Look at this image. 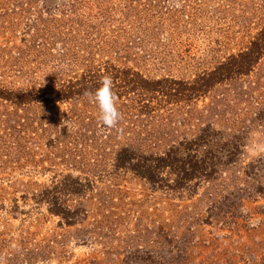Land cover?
<instances>
[{"label": "rangeland", "instance_id": "374dc122", "mask_svg": "<svg viewBox=\"0 0 264 264\" xmlns=\"http://www.w3.org/2000/svg\"><path fill=\"white\" fill-rule=\"evenodd\" d=\"M0 264H264V0H0Z\"/></svg>", "mask_w": 264, "mask_h": 264}, {"label": "trees", "instance_id": "16d2710c", "mask_svg": "<svg viewBox=\"0 0 264 264\" xmlns=\"http://www.w3.org/2000/svg\"><path fill=\"white\" fill-rule=\"evenodd\" d=\"M143 82H146V79H140V78H135V79H131V81L129 80L128 82H124V84H115L114 86V92L116 93V96H127V95H132V97H130V99H132L131 101H137L139 103V105H141V107H143L146 103L141 102L144 99H146L147 95V87L148 84H144ZM99 79L95 81V86L96 88L99 86ZM95 88V89H96ZM134 157H137V162H135L134 164H132V166H130V168L135 171L137 174H140L141 176L144 177H151L152 176V171L151 169H144L142 170L141 168H139V162L138 161H142L146 159V156H135L134 151H129L127 152V149L124 148L121 151L118 152L117 156L115 157L116 163L115 166L120 167V166H124L126 163L131 164L132 163V159H134ZM157 159V157H155ZM191 159L192 158H188V159H182L180 155H178L177 150L174 149H170L167 153H165L162 156H158V160L157 164H159L160 167L162 166H167L170 171L172 173H176L178 176L177 180L174 181L177 184L181 183L182 180L184 179H190L192 176L190 175V173L186 172V164L189 163L191 164ZM197 163V162H196ZM193 168L192 169H200L199 166L192 164ZM174 171V172H173ZM65 186L67 184H64ZM62 186V185H61ZM55 187V186H54ZM74 184L73 183H68V186L66 187L67 189L71 188L70 191H75L73 190L74 188ZM57 186L54 189L56 193L57 192ZM63 188V187H62ZM61 187H59V189H62ZM52 191V189H50ZM40 195L42 196V199H47L48 196V210L50 212H52L53 214L56 215H61L63 218H68L70 217V215L72 214V212H74L73 210H70L69 208L62 206L58 203H56V200L58 199L55 194H53L52 192L50 194H48L47 196H45L46 194H44L43 191H41ZM56 203V204H55Z\"/></svg>", "mask_w": 264, "mask_h": 264}, {"label": "clouds", "instance_id": "9594fccd", "mask_svg": "<svg viewBox=\"0 0 264 264\" xmlns=\"http://www.w3.org/2000/svg\"><path fill=\"white\" fill-rule=\"evenodd\" d=\"M113 89L114 82L112 77L110 75H103L95 91L85 93L97 105L101 126L106 129L116 128L122 119V115L117 107V96Z\"/></svg>", "mask_w": 264, "mask_h": 264}]
</instances>
